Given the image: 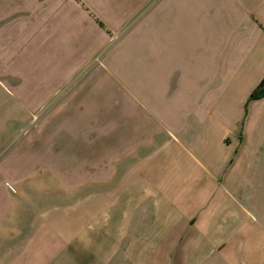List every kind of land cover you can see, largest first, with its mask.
Here are the masks:
<instances>
[{
    "label": "crops",
    "instance_id": "crops-1",
    "mask_svg": "<svg viewBox=\"0 0 264 264\" xmlns=\"http://www.w3.org/2000/svg\"><path fill=\"white\" fill-rule=\"evenodd\" d=\"M263 79L264 0H0V264H264Z\"/></svg>",
    "mask_w": 264,
    "mask_h": 264
},
{
    "label": "rangeland",
    "instance_id": "rangeland-1",
    "mask_svg": "<svg viewBox=\"0 0 264 264\" xmlns=\"http://www.w3.org/2000/svg\"><path fill=\"white\" fill-rule=\"evenodd\" d=\"M15 6H16V9H17V4H15ZM13 8V6L10 4V3H6V10L8 11V10H11ZM10 19H6L5 20V22H7V21H9ZM46 117H45V115H37V116H32L31 117V124L32 125H35V124H37V123H43L44 121H46V119H45ZM26 134V132H22V137L24 136ZM19 139V138H18ZM44 180V179H43ZM42 181V180H41ZM44 183H45V180L43 181ZM48 195H46V197H47ZM55 197V202H54V204L55 205H60L61 203V200H62V196H60V195H55L54 196ZM70 197H72V196H70ZM73 197H76V196H73ZM261 197V200H262V198H263V200H264V196H260ZM57 200H59L58 202H56ZM71 203H73V202H71ZM70 203V204H71ZM262 205H263V213H264V203H262ZM71 207H73L72 205H71ZM252 213V212H251ZM252 215H254L253 213H252ZM255 219H257V220H260L261 222H264V214L263 215H261V216H258V214H256L255 216Z\"/></svg>",
    "mask_w": 264,
    "mask_h": 264
},
{
    "label": "trees",
    "instance_id": "trees-1",
    "mask_svg": "<svg viewBox=\"0 0 264 264\" xmlns=\"http://www.w3.org/2000/svg\"><path fill=\"white\" fill-rule=\"evenodd\" d=\"M264 98V79L257 86V88L253 91L249 98V103L252 101L260 100Z\"/></svg>",
    "mask_w": 264,
    "mask_h": 264
}]
</instances>
